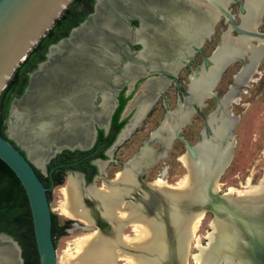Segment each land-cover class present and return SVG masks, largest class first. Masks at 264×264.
<instances>
[{
	"label": "bare ground",
	"instance_id": "6f19581e",
	"mask_svg": "<svg viewBox=\"0 0 264 264\" xmlns=\"http://www.w3.org/2000/svg\"><path fill=\"white\" fill-rule=\"evenodd\" d=\"M220 2L227 5L230 0ZM263 8L264 0H244L240 25L247 29L257 27L261 23ZM155 12L160 14L156 22L150 20ZM126 13L119 10L109 13L107 9L98 11L87 27L50 51L47 71H39L25 99L13 104L8 117L10 136L26 147L34 163L46 156L44 146L49 141L63 143L81 139L80 142L85 143L86 136L82 139L79 135L88 134L83 120L88 114V103L92 92L96 91L94 88H101L104 84L93 78L107 77L111 71H116L115 63L125 58L118 76L120 73L134 74L144 63H148L151 69L175 72L180 66L176 58L182 56L184 50L190 51V42L210 34L213 23L219 18V13L204 0H132ZM116 14L122 19L131 15L138 17L136 43L140 48L135 58L122 55L132 48L122 47L126 34L122 21L114 22ZM149 29L153 33V45L145 37ZM106 32H112L113 43ZM263 53L264 39L231 36L228 28L211 57L213 65L202 70L199 77L191 76L188 99H208L214 74H218L221 64L236 58L244 62L246 56L247 61L235 74L233 84L219 99L218 108L207 118L211 135L206 138L202 132L200 142L194 145L198 158L189 157L187 153L180 156L187 173L176 183L167 184L160 178L142 183L139 176H143L153 160L169 150L174 130L191 112L190 106L181 104L152 134V139L157 137L162 146L154 149L146 144L132 159L131 167L118 172L115 183L85 188L79 174L68 175L61 189L60 210L67 217L98 229L92 234L78 236L74 242L75 254H69L63 264H118L120 259L126 264L187 263L189 243L204 216L200 206L208 189L218 190L217 182L213 185L210 182L216 177L217 169L225 166L231 157L232 143L229 140L235 119L230 107L232 102L240 100L241 87H248L255 81L254 75L258 73ZM108 70L111 71L107 74ZM163 83L156 80L149 84L147 94L138 103V114L127 130L138 123L154 96L153 92L162 88ZM102 99L104 110L108 104L106 94ZM60 124H64L62 132L58 131ZM160 131L165 136H161ZM232 191L230 188L223 196L228 205L240 212L252 214L264 204V183L248 191H237L234 196ZM127 224L133 227L135 237L123 233ZM210 227L207 245L197 243L198 253L193 255L197 264H213L220 252H227L234 243L236 233L230 222L213 217ZM219 262L229 264V259L222 256Z\"/></svg>",
	"mask_w": 264,
	"mask_h": 264
},
{
	"label": "water",
	"instance_id": "95a60500",
	"mask_svg": "<svg viewBox=\"0 0 264 264\" xmlns=\"http://www.w3.org/2000/svg\"><path fill=\"white\" fill-rule=\"evenodd\" d=\"M71 1L72 0H0V90L4 87L8 79H10L19 63L23 61L27 52L35 45V42L38 41L39 38L51 28L54 20L60 15L63 9ZM131 1L132 0H95L92 4L91 13L87 14L85 18L80 20L77 25L70 29L66 37L61 38L60 40L48 46L42 61H40L37 64L36 69L29 74L26 85L23 88L22 92L18 96L11 98V101L9 103L7 117H5L6 132L9 137L14 139L20 145V147L23 148V150L26 152V156L8 139L0 135V160L11 171V173L15 175L24 191L28 213L30 214L32 228L31 235L33 239L34 249L37 253L38 264H56V257L55 252H53L54 247L50 235L51 214L48 210L46 198L47 190L49 188H52L53 184H50L48 187L44 186L39 176L35 174V166L37 165L43 169V164L61 148L74 149V147H78L84 149L88 141L84 145H81L79 143H63L57 145L49 141V143L44 146V149L47 152L46 156L41 159L40 162L34 163L29 157L30 155L26 147H24V145L15 137L10 136L7 121L11 113V108L13 104H18L23 99H25L27 93L30 92L32 82L36 74L39 71H47L46 69L49 65L50 51L52 52L55 47H58L61 43L69 41L75 34H78L82 28L87 27L91 23V20L95 18L96 12H103L107 9L109 13L114 10H119L122 11L123 14H127L126 11L129 5H131ZM205 2L210 4L212 8H214L219 13L217 17H222L224 19V22H227V28H229L231 31H234L237 35H245L253 39H264V32L258 31L256 27L254 29H247L243 28L240 25L239 20L235 22L234 14L230 12L227 5H223L220 0H205ZM237 10L238 13L236 14V16L238 18V14L244 12V0L238 3ZM116 16L117 14L114 17V22L122 21L126 37L129 40L131 36L130 28L133 27L135 29V24L130 21V19L128 20L125 16L123 17V19L122 17L119 18V16ZM212 33H210V35ZM106 34H108L109 37L113 35L112 32H106ZM208 37L209 33L207 35V39ZM205 38L206 36L200 37L198 41H196L195 43H191L192 45H190V49H194L195 51H198L200 53L199 47L203 44ZM109 40L111 43H113L114 41L112 37ZM128 40H125L123 42L127 41L126 45H129L130 48H135V46H133V43L135 42L129 44ZM219 44L220 40L218 39L216 46H218ZM129 51L132 52L133 50L129 49ZM212 51L213 49L207 56L201 55L202 65L199 66L200 68L202 67L205 69L211 65L212 61H210L208 57L211 55ZM189 57H187L186 60L189 59ZM238 62L241 61L239 60ZM227 65L228 64L224 63L219 71L216 70L218 71L216 79H218L221 72L224 70L223 67H226ZM118 67V63H115L114 68ZM145 67H143V71L141 70V72H138L135 77L128 81L118 82V84H116L112 89L114 91V89L120 83H126L128 87H131L132 83L135 82L138 78H144L142 82L136 85L135 90L129 97V100L127 101L125 109L123 111L124 114L128 110V104L132 100V97L139 92L138 88L141 87L144 82L150 81L154 77H159L160 79L164 80L167 79L169 81L168 76H170L174 80L175 84L177 83L176 73L174 71L160 72L159 70H150L147 67L146 69ZM193 72L195 74L199 72L198 66L193 69ZM153 73H157V75L154 76L152 75ZM111 80L112 79H110V81ZM157 93L158 90L154 91L155 96L157 95ZM184 93L186 96V88L184 90ZM95 94L100 95V93H98L97 91L92 92L90 97L91 109H97L101 102L100 101L96 107L92 105ZM208 96L215 99L216 101L218 100V97H216L213 92ZM152 102L153 99L151 98V103ZM199 102L201 103L197 104V102H192L194 103V111H200L199 108L204 107L206 104L205 102L202 103V98H199ZM150 107L151 105L148 107L143 116L147 113ZM93 121V119H90L87 122L88 133H90L91 124ZM205 122L206 117L204 119L203 127L201 130L203 132V135H208L209 128ZM159 124L160 121L156 124V127L159 126ZM201 130H199V132ZM199 132L197 135V141L192 144L188 143L184 138L178 135L176 133V130L173 132L175 133L173 138L183 142L186 153L189 155V157L191 156L196 159L198 158V156L194 149V144L199 141ZM149 139L150 137L147 136V142H142V145L140 146L138 151L130 159H127V161L123 164L124 166H128L132 162V159L145 146V143H148ZM52 146L54 148H52ZM199 165L201 167V164ZM223 167L217 169L215 175L216 177L214 178L215 180H211L210 185H213L215 182H217V179L219 178V174L222 172ZM164 169L165 166H162L159 176L163 177ZM71 172L73 171H70L69 173ZM140 177L141 176H139V180L141 182H144ZM80 178L82 182V177L80 176ZM234 198H236V196ZM225 200L226 199L222 194H218V190L214 192L213 190L208 189V191L206 192V197L205 199H203V202L200 206L202 207L201 209L203 213L208 212L210 215H212V218L218 217L227 222H230V224H232L235 228L236 237L234 238L233 245L230 244V248L226 250L227 252L222 250L213 264H221L220 262H217L221 261L222 256L229 259V264H264V204H262V206L258 208L257 211L250 214L249 211L248 213H244L247 211L240 212L239 210L233 208V206L228 205ZM0 264H23L21 252L18 245L13 239L2 232H0Z\"/></svg>",
	"mask_w": 264,
	"mask_h": 264
},
{
	"label": "rangeland",
	"instance_id": "374dc122",
	"mask_svg": "<svg viewBox=\"0 0 264 264\" xmlns=\"http://www.w3.org/2000/svg\"><path fill=\"white\" fill-rule=\"evenodd\" d=\"M241 1L242 0H231L227 5L229 11L234 14L235 21H238L236 14L238 13V2ZM262 12L261 24H259L256 29L264 32V10ZM226 28L227 26L224 19L219 17L215 21L213 35L210 37L211 40L204 42L200 46L203 55H207L213 46L216 45L217 38H219L221 32L226 30ZM231 33L235 34L234 31H231ZM194 60L198 63L200 62L198 54H194ZM186 64L189 65V62ZM239 66L240 63L234 61L224 69L219 77L218 84H216L214 88L216 96H220L226 90L227 84L232 80V74ZM191 68H193L192 65ZM257 70L258 73L254 75L255 81L251 82L248 87H241L240 100L237 103L232 102L230 107L231 115L235 119V123H233L232 138L229 140L230 142L233 141L231 146L232 153L217 179L218 194L224 192L227 193L231 188L233 189L232 195L234 196L237 195V191H248L253 187L264 183V53L261 56ZM189 73L190 71H188L187 66H183L176 73L183 88H185ZM142 81L143 80L140 82ZM140 82H138L137 85ZM183 95L184 94L178 96L169 82L155 98L151 111L144 117V119L136 124L132 132L129 134V138L124 141L120 147L118 146L117 149H115L113 157L123 159L128 157L131 152H135L141 145L142 141L147 139L149 131L163 119L164 115H166L169 110L175 108L179 101L181 102V97ZM207 103L208 105L201 107L198 113H196V111L193 112L188 124L183 125L177 133L184 137L190 144L197 141V135L199 130L203 127L204 118L215 106V102L212 99H207ZM130 110L131 109H129V111ZM5 117H7V112ZM5 117L2 119L4 130H6ZM60 126H63L64 128V124H60ZM154 145L157 146L158 143H155ZM185 152L186 149L183 142L174 139L167 157L156 161L151 168L143 174V176L141 175V178L145 182L151 181V179L158 175L162 168L161 165L163 164L165 166V180L170 184L176 183V181L187 173V169L182 168L181 166L182 162L180 160L181 163L177 161V157ZM37 169L42 178H45V170L39 166H37ZM119 169V167L103 168V174L93 181L94 186L96 185L100 187L104 184L101 186L104 187L106 184L102 179H111L114 176L113 173ZM66 174L67 172L62 174L59 183L48 189L46 195L48 210L51 216L54 217L55 222V232L52 233L51 238L54 247L53 252H55L56 257V264H63L69 254H75L74 242L78 236L92 234L98 229L96 226L89 224L88 226L90 228H88L86 223L80 220L71 219L64 215L60 210L59 206L63 200L61 189L63 185L66 184ZM45 183V186H47L46 181ZM203 215L204 216L195 231V237L193 238V241L189 243V255L186 264H197L193 259V255L198 253L197 243L202 246L207 245L206 236L211 231L210 226L213 218L208 212L203 213ZM92 227L93 229H91ZM123 233L132 238V236L135 237L136 232L130 224H127L123 229ZM117 263L126 264L123 259H120Z\"/></svg>",
	"mask_w": 264,
	"mask_h": 264
},
{
	"label": "flooded vegetation",
	"instance_id": "af4514ba",
	"mask_svg": "<svg viewBox=\"0 0 264 264\" xmlns=\"http://www.w3.org/2000/svg\"><path fill=\"white\" fill-rule=\"evenodd\" d=\"M95 1V0H94ZM231 1V0H230ZM204 2H205V0H204ZM94 3V2H93ZM92 3V4H93ZM239 3V2H238ZM92 4H91V6H90V11L88 12V13H86V15L87 14H89V13H91V11H92ZM205 4H208V3H206L205 2ZM209 6H211L210 4H208ZM228 5V4H227ZM193 7V6H192ZM196 7V6H195ZM194 7V8H195ZM264 9V8H263ZM98 14V12H96V15ZM86 15H85V17H86ZM95 15V16H96ZM241 14H238V20H239V23L241 22V16H240ZM85 17H83V18H85ZM82 18V19H83ZM159 18H160V14L159 13H157V12H155V14H152V16L150 17V20H152V21H155L156 22V20H159ZM222 18V17H221ZM81 19V20H82ZM128 19H130V21H132L134 24H135V29L133 28V27H131L130 28V34H131V36H130V38H129V40H128V38L126 37L125 39H124V41L125 40H128V42H129V44L130 43H133V42H135V43H133V46H135V48H132V52L131 51H129V52H127V53H123L122 55H124L125 57H129V58H135L136 56H137V54L139 53V48H140V46L138 45V43H136V28H137V26H138V24H139V20H138V17L137 16H133V15H131ZM223 19V18H222ZM235 20V19H234ZM236 22V21H235ZM214 24H215V22L213 23V25H212V30H213V27H214ZM225 24H226V26L228 27V25H227V22H225ZM261 24V23H260ZM259 25V24H258ZM75 26V25H74ZM73 27H71V28H69V30H68V33H69V31H70V29H72ZM133 29H134V34H133ZM228 28H226V30H227ZM226 30H223L222 32H221V34H220V36H219V38H217V40L219 39V40H221L222 39V34H223V32L224 31H226ZM67 33V34H68ZM210 33H212L211 31H210ZM146 35H145V37H146V39L153 45V42H154V38H153V33L150 31V29L149 30H147V33H145ZM213 35V33L210 35L209 34V37H208V39H207V36H206V38H205V40H204V42H207V41H210L211 39H210V37ZM236 36L237 34L235 33V34H233V33H231V36ZM67 36V35H66ZM66 36H64V37H66ZM64 37H61V38H64ZM60 38V39H61ZM60 39H58V40H60ZM57 40V41H58ZM199 40V39H198ZM197 40V41H198ZM217 40H216V43H217ZM252 41H256V40H252ZM56 42V41H55ZM55 42H53V43H55ZM127 42V41H126ZM126 42H123L122 44H123V46L122 47H127V46H129V45H126ZM203 42V43H204ZM53 43H50V44H47L46 45V47H44L43 48V58H44V54L46 53V51H47V48H48V46L49 45H51V44H53ZM191 43H195V42H190L189 44H188V47L190 48V45H192ZM214 48H212L213 49V51H212V53H211V55L208 57V59L210 60V61H212L211 60V57H212V55H213V53L218 49V47H219V45L218 46H216V45H214L213 46ZM211 49V50H212ZM199 50H200V53L198 52V51H195L194 49L192 50V49H190V51H187V50H184V52L182 53V56H180L179 58H176V61L178 62V64H180V66L177 68V70L175 71V73H177L183 66H187V68H188V71H190V73L188 74V76H187V82L185 83V88H186V90H187V95L185 96V93H184V90H185V88H183L182 86H181V84H180V80L177 78V76H176V80H177V85L175 84V82H174V80L172 79V77H170V76H168V79H169V81L166 79V80H164V79H160L159 77H154V78H152L150 81H147V82H144V84L141 86V87H139L138 88V93H136L133 97H132V100L129 102V104H128V110H127V112L124 114L123 113V111H124V109H125V105H126V103H127V101L129 100V97L132 95V93H133V91L135 90V88H136V85H137V83L138 82H140L141 80H143L144 78L143 77H141V79H138V80H136L135 82H133L132 83V85H131V87H128L127 85H126V83H123V84H119L115 89H114V91L112 90L113 88H114V86L116 85V84H118V82H123V81H128V80H130V79H132L133 77H135L136 76V74L138 73V72H141V70H142V68L143 67H147L148 69H150L151 70V68H150V66H149V64L148 63H144L143 64V66H141L140 68H139V70L140 71H135V73L134 74H125V73H120L119 75L120 76H118V72H120V71H118V69H121V68H123L124 67V62H125V59H119L118 60V68H116V71L114 70V71H111V70H108V72H106L107 74L109 73V71H111V73H109L108 75H107V77L104 75H102V77L101 78H93L94 80H96V81H100L101 83H104L102 86H101V88H98V87H96V88H94L98 93H100V95H98V94H95V96H94V98H93V101H92V105L93 106H97V104L100 102V104H99V106L97 107V109L95 108V109H91V105H90V101H89V103H88V110H87V112H88V114L85 116V118L83 119L85 122H84V124L87 126V122L90 120V119H93L94 121L92 122V124H91V129H90V133H88L87 135H79V136H81V138L82 139H84V137L86 136V141H85V143L87 142V144H86V147L84 148V149H81V148H78V147H74V149H66V148H61L60 150H58L57 152H55V154L52 156V157H50L44 164H43V170H45V175H47V176H49V178H50V180H51V184L54 182V181H57L58 180V178H57V175H56V171H58V172H60V175L62 176V174H64L65 172H67V176L69 175V174H76V172H78L79 174H80V176L82 177V185H83V187H85V188H87V187H89V186H92V185H94L93 184V181L94 180H96L98 177H100L101 176V174H103V172H102V169L103 168H112V167H119L120 169L119 170H116V172L115 173H113V177L111 178V179H102V181L104 180V183L105 184H113V183H115V181H114V179L116 178V175L118 174V172H120V171H123V170H125L126 168H130L131 167V164H132V162L128 165V166H124L123 164L127 161V159H130L137 151H138V149L140 148V146L142 145V143H141V145L138 147V149L135 151V152H131L130 154H129V156L128 157H126V158H123V159H119V158H115V157H113V154H115V149H117V147L119 146L120 147V145L121 144H123V142L124 141H126L128 138H129V134L132 132V130H133V128L136 126V124H133L131 127L132 128H130V130H127V127H128V125L129 124H132V122H133V120H135V116L138 114V103L140 102V100L143 98V96L144 95H146L147 94V92H148V86H149V84H151L152 82H154V81H156V80H161V81H163L164 83V85H163V87L162 88H160V89H158V93H157V95L155 96L154 95V92H153V95L155 96V98L161 93V91H162V89L170 82V84L173 86V89H174V91L177 93V95L178 96H181V94H184L182 97H181V102L179 101L177 104H176V106H175V108H173L172 110L174 111L177 107H179L180 106V104L181 105H183V106H186V105H188V106H190V108H191V112H190V114L186 117V120L185 121H183L180 125H179V127L177 128V129H175L176 130V133H178L179 132V130H180V128L183 126V125H185V124H188V122L190 121V118H191V115L193 114V112H195V111H193L194 109H193V105H194V103H192V102H197V104H200L201 102H199V100H196V101H192V100H189L188 98H189V96H190V90H189V86H190V84L189 83H191V76H193V77H199L200 76V74H201V71L202 70H208L212 65H213V61H212V63H211V65L209 66V67H207V68H200L199 66L200 65H202V61H201V55H203V52H202V50H201V48L199 47ZM210 50V51H211ZM209 51V52H210ZM209 52H208V54H209ZM193 55H192V54ZM194 54H198V56H199V63L196 61V60H194ZM207 54V55H208ZM189 55H190V57H189ZM207 55H203V56H207ZM187 57H189V59H187L186 60V58ZM244 62H242L241 60V62H239L240 63V66L238 67V69L232 74V80H231V82L229 83V84H227V87H226V90L220 95V96H216V92L214 91V88H215V86H216V84H218V81H219V77H218V79H216V77H217V75L216 74H214V78H213V83L211 84V86H210V91H212L214 94H215V96L216 97H218V100L216 101L215 99H213V98H211V97H209L208 99H212V100H214V102H215V106H214V108H213V110L212 111H210L208 114H207V116H206V124L209 126V129L211 130V126L209 125V123H207L208 121V116L210 115V113L211 112H213V111H215L217 108H218V103H219V99L220 98H222V96L226 93V91L228 90V88H229V86H230V84H233V82H234V76H235V74H237V72L240 70V68L242 67V65L247 61V59H246V56L244 57ZM40 61H42V59L40 60ZM40 61H37L36 60V62H35V67L32 69V70H30V71H26V75H27V79H28V77H29V74L32 72V71H34L35 69H36V67H37V64L40 62ZM234 61H237L238 62V60L237 59H232V60H230L229 62H226V64H230V63H232V62H234ZM187 62H189V65H187L186 63ZM225 63V62H224ZM224 63L223 64H221V65H224ZM260 63V62H259ZM145 65V66H144ZM191 65H192V67L193 68H191ZM228 65L226 66V67H223V69H226L227 67H228ZM196 66H198V69H199V74L197 75V74H195L194 72H193V69L196 67ZM220 66V65H219ZM145 67V68H146ZM146 68V69H147ZM218 69V68H217ZM216 69V70H217ZM155 70H159L160 72H170V71H166V70H164V69H161V68H157V69H155ZM143 71V70H142ZM224 71V70H223ZM222 71V72H223ZM222 72H221V74H222ZM115 73V74H114ZM220 74V75H221ZM152 75H157V73H153ZM115 76H118V78H116L115 79ZM112 79L111 81H110V79ZM27 79H25V83H24V87H25V85H26V82H27ZM107 79H108V81H107ZM105 81H107L106 83H105ZM23 84V82L21 81V85ZM189 84V85H188ZM93 85V84H92ZM144 85H145V87H144ZM237 86V85H236ZM23 87V88H24ZM106 87V88H105ZM237 88H240V86H237ZM112 90V91H111ZM111 91V92H110ZM95 92V91H94ZM211 92V93H212ZM104 94H106V96H107V99H108V104H107V106H106V108H104V110H103V108L101 107V105H102V103H103V96H104ZM152 95V96H153ZM99 96H101V97H99ZM154 96L152 97V99H153V102L151 103V101L149 102V104H148V106H147V108L145 109V111H144V113L146 112V110L148 109V107L151 105V107H150V109L147 111V113L143 116V118L141 117L140 118V120H142V119H144V117L151 111V108H152V106H153V103H154V101H155V98H154ZM14 96H11L9 99V103H10V101H11V98H13ZM120 97L122 98V99H126V101H125V103H124V105L121 107V109L119 108V103H120V101H121V99H120ZM208 97V96H207ZM182 98H183V100H182ZM207 98L206 97H204V98H202V103L203 102H205L206 104H205V106H207L208 105V103H207V100H206ZM204 106V107H205ZM8 107H9V105H8ZM201 108V107H200ZM200 108H199V110H200ZM129 109H131L130 111H129ZM172 110H169L168 112H167V114L166 115H164V117H163V119L160 121V124H159V126H157L156 127V125L149 131V133H148V137H150V139H149V141H148V143H145V145L146 144H150L154 149H158V148H160L161 146H162V144L161 143H159L158 141H157V137H155V139H152V134H153V132H154V130L156 131V130H158L159 128H160V126H161V124H162V121H164L165 120V118L168 116V114L172 111ZM199 112V111H198ZM197 111H196V113H198ZM143 113V114H144ZM80 114H82V113H80ZM99 114V115H98ZM9 119V118H8ZM129 119V120H128ZM205 119V118H204ZM140 120H138V122L140 121ZM121 122V124H119L118 125V122ZM203 122H204V120H203ZM7 123H8V121H7ZM8 127L10 128V125L8 124ZM87 128H88V126H87ZM64 131V128H63V126H60V128H58V131ZM174 130V131H175ZM61 131V132H62ZM232 131H233V128H232ZM2 136H4V138H6V139H8L12 144H14L17 148H19L20 149V151L26 156V152L23 150V148H21L20 147V145L14 140V139H12L11 137H9L8 135H7V132H6V130H4V128L2 129ZM60 132V133H61ZM162 131H160V135L161 136H165V133H161ZM211 132L212 131H210V133L208 134V135H204V137H208V136H210L211 135ZM200 134H199V141L197 142V143H195L194 145H197L199 142H200V140H201V137H202V130L199 132ZM202 133V134H201ZM174 135H175V133H174ZM174 137V136H173ZM182 137V136H181ZM182 138H184V137H182ZM185 139V138H184ZM81 140V139H80ZM80 140H75V141H72V142H68V141H63V143L64 144H74V143H79V144H81V145H84L85 143H81L80 142ZM147 140V139H146ZM146 140H143V141H145V142H147ZM176 140H178V139H176ZM186 140V139H185ZM142 141V142H143ZM180 141V140H179ZM187 141V140H186ZM51 142H53V143H55V144H57V145H60V144H63V143H61V142H56V141H51ZM151 142H152V144H151ZM174 142V138L172 139V142H171V144L170 145H172V143ZM182 142V141H181ZM233 141H231V143H232ZM155 143H158V145L157 146H155L154 144ZM170 147L171 146H169V150H170ZM54 148V147H53ZM142 150V149H141ZM140 150V151H141ZM169 150H167L166 149V154H163V155H161L160 157H158V158H156L155 160H153L151 163H150V165L147 167V168H151V166L156 162V161H158V160H162V159H165L166 157H167V154H168V152H169ZM186 153V152H185ZM185 153H183V154H185ZM231 153H232V151H231ZM183 154H181V155H183ZM166 155V156H165ZM180 156V155H179ZM179 156L177 157V161L179 162V163H181L180 161H179ZM191 157V156H190ZM193 159V158H192ZM195 159V158H194ZM109 164V165H108ZM161 166H164L163 164L161 165ZM181 166H182V168H185L183 165H182V163H181ZM36 167V168H35ZM35 167H33V168H35L34 169V171H35V174H37L38 176H39V178H41L42 176L40 175V173H39V170L37 169V166H35ZM160 167V166H159ZM161 168V167H160ZM186 169V168H185ZM70 171H76V172H71V173H69ZM161 171V170H160ZM77 173V174H78ZM104 173H105V171H104ZM159 174H160V172L158 173V175L157 176H155L153 179H151V181H148V182H152L155 178H160V179H162V180H164L167 184H170L169 182H167L166 180H165V178H164V174H163V177L162 176H159ZM67 176H66V178H67ZM142 177V176H141ZM140 177V178H141ZM180 177V176H179ZM142 179V178H141ZM143 180V179H142ZM42 181V180H41ZM144 181V180H143ZM147 182V183H148ZM142 183H146L145 181L144 182H142ZM104 185V184H103ZM103 185H101V186H103ZM54 186H56V184L55 185H53L52 187H54ZM96 186V185H95ZM100 186V187H101ZM96 187H99V186H96ZM217 191V190H216ZM225 193V192H224ZM222 195H223V193H222ZM130 231H131V229H130Z\"/></svg>",
	"mask_w": 264,
	"mask_h": 264
},
{
	"label": "trees",
	"instance_id": "16d2710c",
	"mask_svg": "<svg viewBox=\"0 0 264 264\" xmlns=\"http://www.w3.org/2000/svg\"><path fill=\"white\" fill-rule=\"evenodd\" d=\"M94 0H72L63 9L60 15L54 20L51 28L42 35L35 45L27 52L23 61L14 70L12 76L0 90V135H2V119L5 117L9 98L18 96L24 87L25 79H27L26 71H30L35 67V62L43 59V48L47 44L53 43L67 35L69 28L77 25L80 20L90 11V6ZM21 81L23 84L21 85ZM119 108L124 105L126 99H122ZM121 122H118V125ZM58 180L52 184H58L61 175L56 171ZM45 186L51 184L49 176L40 178ZM50 189V188H49ZM54 217L51 216V237L55 232ZM0 232L8 235L13 239L19 247L23 264H38L37 253L34 249L32 239V228L30 214L28 213L24 191L20 186L15 175L0 160ZM52 239V238H51Z\"/></svg>",
	"mask_w": 264,
	"mask_h": 264
}]
</instances>
